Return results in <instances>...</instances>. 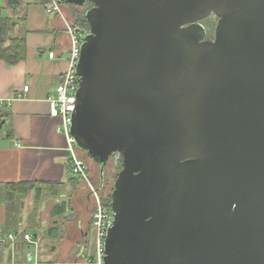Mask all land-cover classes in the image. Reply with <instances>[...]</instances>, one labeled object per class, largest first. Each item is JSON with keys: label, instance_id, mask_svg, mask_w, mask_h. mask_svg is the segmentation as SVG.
<instances>
[{"label": "water", "instance_id": "95a60500", "mask_svg": "<svg viewBox=\"0 0 264 264\" xmlns=\"http://www.w3.org/2000/svg\"><path fill=\"white\" fill-rule=\"evenodd\" d=\"M62 1L93 3L71 134L100 189L123 162L104 264H264V0Z\"/></svg>", "mask_w": 264, "mask_h": 264}, {"label": "crops", "instance_id": "0c3cea01", "mask_svg": "<svg viewBox=\"0 0 264 264\" xmlns=\"http://www.w3.org/2000/svg\"><path fill=\"white\" fill-rule=\"evenodd\" d=\"M46 3L47 0H19L15 9L8 0H0V16L11 20L9 37L26 39L24 60L9 65L0 59V100L14 97L0 107V264L25 261L26 233H32L38 241L41 235L46 244L56 242L61 234V219L69 208L66 196L80 181L71 170L66 136L58 131L61 119L50 116L48 97L55 94L63 79L71 45L64 20L47 14ZM52 51L54 58L49 55ZM26 85L27 93L23 90ZM24 93L25 98H18ZM11 183L31 185L33 189L14 192L6 187ZM86 201L90 203V197ZM71 210L77 208L72 206ZM91 220L92 217L86 224L84 218H79L77 227L88 225L91 229ZM9 234L14 235L13 240ZM81 235L77 259L90 244V231L84 230ZM52 253H60L61 258L50 260ZM62 254L54 243L43 260L41 255L38 258L42 264H64ZM85 257L88 261L89 257Z\"/></svg>", "mask_w": 264, "mask_h": 264}, {"label": "built area", "instance_id": "2783aa9c", "mask_svg": "<svg viewBox=\"0 0 264 264\" xmlns=\"http://www.w3.org/2000/svg\"><path fill=\"white\" fill-rule=\"evenodd\" d=\"M64 6L62 0H47L44 7L47 14L57 15L64 20L71 45L67 67L63 73V79L57 85L55 94L48 97L50 116L59 117L61 119V126L58 127V131L66 136L68 144L67 151L71 157L72 173L80 180V182L82 181L87 185L90 195L94 197L95 209L92 213V226L95 232L96 255L95 257H89V263L104 264L105 240L108 234V228L113 221L114 213L112 208L105 203L101 196L99 186H96L92 182L87 160L79 151L80 149L71 134L72 113L76 108V94L80 85V76L78 75L77 69L81 58L84 37L90 33V27L80 28L75 26L74 23H70L64 14ZM49 55L51 58H54L55 52L52 51ZM23 90L27 93L29 91V85L24 86ZM25 93L19 94L18 98H25ZM12 100H14V97H11L7 101L0 100V107L7 105L8 101L10 102ZM118 158L121 159L120 154H118ZM8 237L12 240L14 239L13 234H9ZM24 238L28 244V251L25 254V261L22 264H42L38 258L37 239L32 233H26ZM2 241L3 237L0 236V243ZM32 248L36 249L35 255Z\"/></svg>", "mask_w": 264, "mask_h": 264}, {"label": "rangeland", "instance_id": "374dc122", "mask_svg": "<svg viewBox=\"0 0 264 264\" xmlns=\"http://www.w3.org/2000/svg\"><path fill=\"white\" fill-rule=\"evenodd\" d=\"M64 14L67 17L66 19L73 23V12L76 11V6L74 5H65L64 6ZM218 18L215 15H211L208 18H206L202 23L207 28V37L211 38V36H214L216 25H217ZM80 149V148H79ZM81 154L86 157L87 164L90 170V176L92 182L96 185L101 187V179H100V166L96 164L85 152L84 150H79ZM119 153H114L108 163V166L105 171V181L102 186L101 190V196L103 199L107 197L108 195H111L113 189H114V183L118 176V173L122 169L121 159L118 158ZM86 155V156H85ZM90 191L87 185L84 182L79 181V186L75 187L74 192L69 193L66 196V199H69V208L64 217L61 219V225L59 226V230L61 232L59 238L56 240V245L61 249L63 252V256L65 258H62L65 260L66 263L64 264H90L89 260H86V255L88 257H95L96 250H95V232L93 226L91 229L88 228V225L82 227H77L79 218H84V222L88 224V220L91 219L92 213L95 209V201L94 197L92 195H89ZM87 197H90V203L87 204ZM53 199V197L51 198ZM92 199V200H91ZM74 206L77 208V211H72L71 207ZM49 208V207H48ZM47 208V209H48ZM92 222V220H91ZM33 224H35V221H33ZM30 230H32L33 233L40 234L39 230L36 228L29 227ZM90 231L89 236V246L88 249L84 250V252L80 255V257L77 259L76 255H78V252L80 250V246L77 245L81 241V234L83 231ZM24 231H22V234ZM38 241V240H37ZM23 242V241H21ZM38 256L42 257V260L45 257V253H48L50 250V247L54 244H46L45 239L42 238L41 235H39V241H38ZM24 243V242H23ZM32 251L34 255L36 254V249L32 248ZM62 256V257H63ZM61 255L60 253H52L50 260H57L60 259ZM77 259V260H76ZM78 262V263H76Z\"/></svg>", "mask_w": 264, "mask_h": 264}, {"label": "trees", "instance_id": "16d2710c", "mask_svg": "<svg viewBox=\"0 0 264 264\" xmlns=\"http://www.w3.org/2000/svg\"><path fill=\"white\" fill-rule=\"evenodd\" d=\"M64 5L68 4L64 3ZM74 6H76V11L73 12V23L75 26L89 28L86 11L93 6V3L86 2L83 6ZM10 31L11 20L0 16V59L6 61L9 65H15L26 58V39L24 37H9ZM122 163L121 161V166ZM6 187L14 192L23 193L30 192L33 189V186L23 183H11L7 184ZM104 201L111 207V195L105 197ZM64 208L65 204H63L61 211Z\"/></svg>", "mask_w": 264, "mask_h": 264}, {"label": "flooded vegetation", "instance_id": "af4514ba", "mask_svg": "<svg viewBox=\"0 0 264 264\" xmlns=\"http://www.w3.org/2000/svg\"><path fill=\"white\" fill-rule=\"evenodd\" d=\"M204 20H205V19H204ZM204 20H203V21H204ZM207 38H209V37H207ZM211 38H214V36H211Z\"/></svg>", "mask_w": 264, "mask_h": 264}]
</instances>
